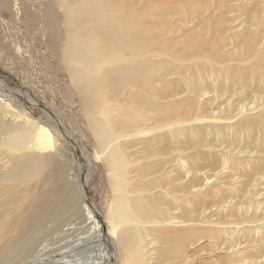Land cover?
<instances>
[{
	"label": "bare ground",
	"instance_id": "bare-ground-1",
	"mask_svg": "<svg viewBox=\"0 0 264 264\" xmlns=\"http://www.w3.org/2000/svg\"><path fill=\"white\" fill-rule=\"evenodd\" d=\"M145 3L141 0L136 8L127 0L38 1L39 8L44 9L42 34L56 39V47L49 51L68 78L87 129L97 140L101 153L95 158L89 156L68 135L62 121H54L56 115L51 108L42 105L20 83V89L14 91L24 101L23 109L12 113L4 95L6 88L0 83V264L8 260V253L27 255L48 229L44 217L62 213L68 214L67 226L77 225L75 237L82 240L81 249L101 251L107 257L106 264L157 260L160 264H174L177 260H195L198 255L200 249L195 245L202 220L198 215L201 201H195L193 210L186 209L185 220L174 214L183 212V201L190 204L202 192V187L194 183L197 168L192 162L197 155L188 156L181 140L176 139L171 145V138L184 135L188 128L186 123L172 122L168 101L171 83L176 82L169 77L191 60L185 65L176 58L158 60L160 56L169 57L170 52L163 55L165 50H154L149 25L154 22L151 19L165 18L166 11L161 10L167 4L159 0L150 3L152 8L147 14ZM258 50L252 55L262 59L264 51ZM195 75H190L191 79L184 77L181 83L191 87L193 97L201 102L205 91L199 89L210 85L209 79L204 81L203 74ZM35 110L41 111L44 121L33 119L29 111ZM250 110L254 111L255 106ZM52 120L54 126H48ZM68 146L72 147L66 157L63 150L67 147L68 152ZM137 146L139 151L124 153ZM76 156L83 167L79 164L74 172L72 166L79 163ZM100 160L111 172L108 183L113 192L105 211L97 208L88 190L91 171ZM78 170L80 175L76 174ZM39 182L43 184L41 192L37 191ZM133 208L136 214L131 212ZM57 222L60 218L53 220L54 225ZM156 244L162 247L157 249ZM190 248L193 252L188 255ZM42 255H36L32 262L20 263L78 264Z\"/></svg>",
	"mask_w": 264,
	"mask_h": 264
},
{
	"label": "rangeland",
	"instance_id": "rangeland-1",
	"mask_svg": "<svg viewBox=\"0 0 264 264\" xmlns=\"http://www.w3.org/2000/svg\"><path fill=\"white\" fill-rule=\"evenodd\" d=\"M38 1L0 0V77L5 75L0 78V83L6 88L4 95L11 112L20 113L24 101L14 91L20 89V83L42 105L51 108L56 115L52 116L54 121H62L68 135L89 156L98 157L101 149L87 129L74 90L69 88L68 78L61 72L55 55L49 51L56 47V39H48L42 34L44 9L39 8ZM143 1L148 6L158 0ZM159 1L167 4L161 10L166 11L165 18L151 19L154 22L149 27L155 29L149 28V35L154 39V50H165L163 55L167 51L173 53H168L169 57L160 56L158 60L167 62L168 58H176L183 61L181 64L192 61L169 77L171 82L176 81V85L171 83L170 86L169 116L174 119L173 123H186L185 128H188L182 136L175 134L171 145L181 140L188 156L197 155V160L192 162L197 168L194 183L202 187L198 200L195 198L194 202L186 205L183 201V212L173 211L185 220L186 209L193 210V205L201 201L202 209L198 215L200 213L202 220L197 227L199 241L195 245L200 253L194 256L195 260L173 262L264 264V57L259 59L260 56L252 55L257 49L261 53L264 51V0ZM127 2L137 8L141 0ZM147 6V14H150L152 7ZM193 72L194 75L203 74L204 81L209 79L210 85L204 84L199 89L207 95L201 102L193 97L191 87L182 85L185 78L194 76ZM182 73L183 76H191L184 78ZM254 106V111H248ZM32 112L29 111L33 119H44L41 111ZM52 123L53 120L47 125L54 126ZM71 147L68 146V152L67 147L63 150L64 156L69 155ZM138 147L124 153L139 151ZM75 158L79 163L72 166L74 172L79 164L83 167L81 160L77 156ZM132 159H129L131 166ZM104 167L103 160L94 164L88 187L89 195L100 211L108 210L113 198L108 183L111 172ZM80 173L79 170L76 172L77 175ZM42 187V182H39L37 191L41 192ZM167 188L170 189L169 186ZM153 194L156 195V191ZM136 211L134 208L131 210L134 214ZM67 215L44 217L48 229L44 236H40L38 244H34L36 248L32 247L27 255L19 254L20 257L16 253H8L5 257L8 260L1 264H21V260L32 262L36 255L42 254L46 259H68L78 264H106L107 257L101 251L81 249L82 240L75 237L77 225L67 226ZM58 218L61 223L54 225L53 220ZM156 246L157 249L162 247ZM192 252L190 248L187 254ZM139 264H160V261H140Z\"/></svg>",
	"mask_w": 264,
	"mask_h": 264
}]
</instances>
